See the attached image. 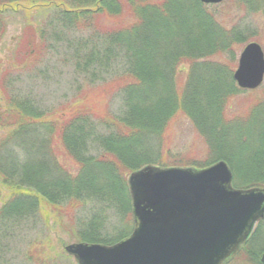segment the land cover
Returning a JSON list of instances; mask_svg holds the SVG:
<instances>
[{"label": "trees", "instance_id": "obj_1", "mask_svg": "<svg viewBox=\"0 0 264 264\" xmlns=\"http://www.w3.org/2000/svg\"><path fill=\"white\" fill-rule=\"evenodd\" d=\"M187 1L0 0V42L9 12L30 15L49 9L73 33L79 27L92 26L101 14L117 16L123 5L136 18L124 30L104 32L108 46L104 52V44L98 45L102 50L96 49L109 62L123 56L126 65L124 73L114 79L123 106L119 115L103 117L102 129L86 112L61 109L46 114L18 98L8 99L3 107L0 97V130L5 131L0 136V203H4L0 209V264H10L6 258L13 240L23 233L24 224L37 223L44 205L65 210L82 203H106L132 214L129 173L151 164L182 167L165 164V153L150 145L154 140L159 147L178 117L189 119L210 147L209 164L197 168H206L216 159L226 160L242 188H264V99L245 119L227 122L224 108L236 88L232 69L211 62L201 66L200 62L231 52L236 44L245 42L244 37L238 29L225 28L208 11L218 5ZM24 36L20 52L29 58L37 44L35 31L27 28ZM188 63L192 70L180 82L184 70L179 67ZM104 128L106 135L101 133ZM231 140L237 150L228 146ZM93 145L102 150L99 155L90 153ZM260 225L251 240L258 238ZM104 227L97 218H82L78 223L80 241L117 243L107 241L101 233ZM261 238L264 240V234ZM259 257L255 259L259 261Z\"/></svg>", "mask_w": 264, "mask_h": 264}, {"label": "rangeland", "instance_id": "obj_2", "mask_svg": "<svg viewBox=\"0 0 264 264\" xmlns=\"http://www.w3.org/2000/svg\"><path fill=\"white\" fill-rule=\"evenodd\" d=\"M164 1L150 0L149 3L160 4ZM123 7V11L117 16L116 13L101 14L92 26L87 29L85 26L79 27L77 33L57 22L55 13L49 9H38L30 15L7 13L6 30L0 42V97L3 107L8 99L18 98L20 101L33 103L46 114L61 109L68 113L79 110L89 114L101 129L105 120L103 117L119 115L123 101L117 94L114 79L124 73L126 65L121 60L124 58L120 56L119 59L113 58L109 62L110 60L96 49H101L98 45L103 47V37L106 36L104 32L124 30L135 24L133 11L127 9V5ZM208 11L215 15L217 21L225 28L238 29L244 37L245 42L236 44L231 52L200 62L201 66L211 62L221 63L232 69L231 77L236 88L227 99L224 108L225 119L227 122L245 119L264 99V84L257 90H242L238 87L234 74L238 69L241 53L248 43H259L264 49V0H233L210 7ZM30 27L35 31L37 44L33 56L25 58L20 52V47L25 38V30ZM107 46L104 44L103 52ZM76 53L80 54L81 58L77 59ZM180 69L184 70L179 74V81L182 82L192 70V64H182ZM104 131L106 132L105 128L101 133L106 135ZM4 134L5 131L0 130V136ZM162 142L159 147L154 140L150 145L154 150L158 148L157 152L160 149L162 154L165 153V164H181L184 168L183 165L188 164L193 165L194 169H200L196 166L207 165L211 160L210 147L206 140L184 116L178 117L170 125ZM229 145L232 146L231 150H237L235 141L231 140ZM228 146L226 150L230 153ZM100 151L102 150L95 145L90 148L91 154L97 155ZM220 161L226 162L233 175L235 174L226 160L216 159L214 164ZM65 163L69 168L73 167L72 162L66 160ZM147 166L162 168L154 164ZM134 172L129 173L127 178L130 199L132 195L129 179ZM240 184L241 181L236 180L234 176V188L249 189L242 188ZM3 205L4 203H0V209ZM41 212L43 215L39 216L37 223L24 224L21 228L23 233L13 240L10 255L6 258L10 264H78L75 258L66 252V247L82 242L78 236V223L85 217L97 218L104 223L105 227L101 233L106 235L109 242L118 243L124 240L134 229L132 214H125L115 205L106 203H82L74 209L66 207L65 210L64 207L58 210L44 205ZM260 226L258 238L251 240L247 250L241 251L228 264H262L264 240L261 235L264 234V222ZM256 255H260L259 261L255 259Z\"/></svg>", "mask_w": 264, "mask_h": 264}, {"label": "water", "instance_id": "obj_3", "mask_svg": "<svg viewBox=\"0 0 264 264\" xmlns=\"http://www.w3.org/2000/svg\"><path fill=\"white\" fill-rule=\"evenodd\" d=\"M234 79L243 90L264 83L260 44L244 48ZM129 186L132 235L111 246H67L78 264H226L264 220V188H234L232 170L224 161L205 169L146 166L130 176Z\"/></svg>", "mask_w": 264, "mask_h": 264}]
</instances>
